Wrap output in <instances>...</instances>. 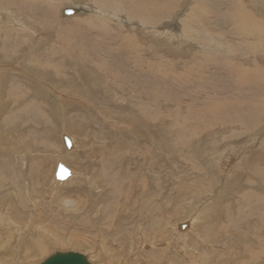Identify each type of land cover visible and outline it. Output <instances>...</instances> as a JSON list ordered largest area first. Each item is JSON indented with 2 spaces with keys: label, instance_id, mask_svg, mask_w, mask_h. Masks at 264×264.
<instances>
[{
  "label": "rangeland",
  "instance_id": "374dc122",
  "mask_svg": "<svg viewBox=\"0 0 264 264\" xmlns=\"http://www.w3.org/2000/svg\"><path fill=\"white\" fill-rule=\"evenodd\" d=\"M263 25L264 0H0V215L65 238L1 226L0 264H264Z\"/></svg>",
  "mask_w": 264,
  "mask_h": 264
},
{
  "label": "bare ground",
  "instance_id": "6f19581e",
  "mask_svg": "<svg viewBox=\"0 0 264 264\" xmlns=\"http://www.w3.org/2000/svg\"><path fill=\"white\" fill-rule=\"evenodd\" d=\"M169 2V1H168ZM243 15V14H242ZM243 23H245V22H243ZM248 23V22H247ZM179 26V25H178ZM244 26H246V23H245V25ZM264 26V25H263ZM12 27V26H11ZM261 28V27H260ZM255 30V29H254ZM264 30V29H263ZM258 31V30H257ZM249 32V31H248ZM258 32H260V31H258ZM253 33V32H252ZM262 33V32H261ZM264 33V32H263ZM255 34V33H254ZM248 44V43H247ZM246 44V45H247ZM31 45V44H30ZM252 45V44H251ZM182 46V45H181ZM249 46V45H248ZM252 51V50H251ZM28 52V51H27ZM7 56V55H6ZM5 56V57H6ZM8 62V61H7ZM30 65V64H29ZM81 81V80H80ZM75 84V83H74ZM100 84V83H99ZM20 85V84H19ZM73 85V84H72ZM50 86V85H49ZM63 86V85H62ZM74 86V85H73ZM76 86V85H75ZM69 87V86H68ZM82 88V87H81ZM80 87H74L73 89H71L72 90V95L74 96V98H76L77 100H80V101H82V102H89V101H91V102H93L91 99L90 100H88V98L90 97H88L87 95H85V94H83L80 90ZM69 90H70V88H69ZM71 94V93H70ZM106 94V93H105ZM82 96V97H81ZM59 97H60V99H63L64 97L62 96H60L59 95ZM69 98H70V96H68ZM79 98H81V99H79ZM93 99V98H92ZM12 100V99H11ZM90 102V103H91ZM94 103V102H93ZM97 107H98V109H99V106L97 105V104H95ZM86 109V108H85ZM100 109H101V107H100ZM108 109V108H107ZM104 113V112H103ZM84 117H86L85 115H84ZM97 117V116H96ZM81 119V118H80ZM90 119V118H89ZM82 120V119H81ZM76 121V120H75ZM83 121V120H82ZM76 123V122H75ZM92 124V123H91ZM115 124H116V122H115ZM88 126V125H87ZM91 126V125H90ZM73 136V135H72ZM65 137V136H64ZM67 138L70 140V142H71V147L70 148H67L68 150H70V149H72V147H74V141H73V139H75V138H71L70 136H67ZM8 139V138H7ZM7 141V140H6ZM79 142V141H78ZM169 148V147H168ZM223 149V148H222ZM75 151V150H74ZM73 152V151H72ZM72 152H70V153H67L68 154V156L70 155L71 156V154H72ZM231 152H232V155H233V157L236 155L235 154V151H233V150H231ZM250 152V151H249ZM67 156V157H68ZM241 156V155H240ZM244 156V155H243ZM243 156H241V157H243ZM243 161V160H242ZM234 163H236V162H234ZM233 163V164H234ZM62 164V163H61ZM63 165V164H62ZM237 165V163L234 165V166H236ZM65 166V165H64ZM57 167H58V165H57ZM66 167V166H65ZM67 168V167H66ZM69 171H70V177L66 180V181H62V182H59L58 184H66L67 182H70V180L72 179V176H74V174H73V172L69 169V168H67ZM227 169V168H226ZM232 170V169H231ZM110 171V170H109ZM227 172V171H226ZM228 173V172H227ZM237 172H235V171H231V173H230V176H233L234 174H236ZM105 174V173H104ZM56 175V174H55ZM54 175V176H55ZM116 175V174H115ZM20 176H21V174H20ZM229 176V177H230ZM239 176V175H238ZM104 177V176H103ZM110 177V176H109ZM227 178V177H226ZM19 179V178H18ZM116 179V178H115ZM54 180H56V177L54 178ZM114 180V179H113ZM55 182V181H54ZM58 182V181H57ZM57 182H55V183H57ZM65 182V183H64ZM112 182H114V181H112ZM196 182V181H195ZM114 184V183H113ZM14 185H16V184H14ZM112 185V184H111ZM201 185V184H200ZM226 184H224V186H225ZM203 186H208V185H203ZM197 187V186H196ZM201 188V187H200ZM209 188V187H208ZM19 189V188H18ZM209 189H211V188H209ZM204 190L206 191V189L204 188ZM193 191V190H192ZM199 191H201V190H199ZM205 191H204V193H205ZM201 192H203V191H201ZM200 193V192H199ZM202 195V194H201ZM16 196V195H15ZM7 197V198H6ZM5 198H6V200H9V201H12L11 200V197H12V195H11V193H9L8 194V196H6ZM16 197H18V196H16ZM15 197V198H16ZM13 198V197H12ZM208 198H209V196H208ZM207 198V199H208ZM206 201V200H205ZM4 207H6V206H4ZM5 209V208H4ZM11 208H9V204H8V208L6 209V210H4V212H2L1 213V215H0V227L1 226H5L6 227V229H7V231H6V235H7V233H8V236L10 237L9 239L11 240L12 239V237L13 238H17V243L19 242V238H22V235H24L26 232H25V228H29V231L30 232H33V233H38V234H36L37 236H36V238H32L31 240L32 241H29V243H31V245H33L34 247H36L35 249H37V251L36 252H40V251H42V250H44V252H46V250L48 249H46V246H45V244H43L44 242H43V239L45 238V241L47 240V243L48 244H52L53 242H54V240L56 241H58V239H59V241L58 242H61V241H65V238H62V236H58V234L55 232V230H52V229H50V228H52V227H50L49 225H47V224H45L43 221H35V218L38 216H36L35 218L34 217H30V219H29V221H27V223L26 224H21V223H19L17 220H15L14 218H15V215H12L11 214ZM112 211V210H111ZM111 213V212H110ZM20 214V213H19ZM111 214H113V212L111 213ZM33 215H35V214H33ZM111 218H112V216H111ZM36 219H38V218H36ZM191 224V223H190ZM193 224V223H192ZM191 224V225H192ZM192 227H194V225H192ZM188 233V232H187ZM2 234H4V233H2ZM45 234V235H44ZM141 236V235H140ZM48 237H50V238H48ZM83 237V236H82ZM156 237V236H155ZM170 237V236H169ZM2 238V237H1ZM41 238V239H40ZM62 238V240H60ZM208 238V237H207ZM222 239V238H221ZM22 240H24V242L26 241V239H22ZM70 240L71 239H69V242H70ZM224 240V239H223ZM73 241H74V239H73ZM100 241V240H99ZM101 241H102V239H101ZM151 241V240H150ZM103 242V241H102ZM224 242V241H223ZM214 243V242H213ZM3 244H5V243H2V241L0 242V250L2 251V250H4V249H6V247H4V245ZM74 244H75V242H74ZM170 244V243H169ZM153 245V244H152ZM210 245V244H209ZM49 246V245H48ZM78 246V245H77ZM102 246V245H101ZM155 246V245H154ZM173 246V245H172ZM152 249H154V248H152ZM157 249V248H156ZM22 250L24 251V249L22 248ZM39 250V251H38ZM26 251V250H25ZM49 251V250H48ZM177 252V251H176ZM204 252V251H203ZM209 253V252H208ZM37 254V253H36ZM42 255V254H41ZM207 255V254H206ZM86 256V255H85ZM188 256V255H187ZM87 257V259H88V262L90 263V264H93L92 263V261H91V259H89V256H86ZM157 257V256H156ZM204 257V256H203ZM23 258H24V263H22V264H39L40 262L39 261H41L39 258V260H31L30 258H29V256L28 255H24L23 256ZM154 259V258H153ZM1 261H3V259H1L0 260V262ZM193 262V261H192ZM18 263V262H17ZM193 264H198L197 262H193Z\"/></svg>",
  "mask_w": 264,
  "mask_h": 264
},
{
  "label": "water",
  "instance_id": "95a60500",
  "mask_svg": "<svg viewBox=\"0 0 264 264\" xmlns=\"http://www.w3.org/2000/svg\"><path fill=\"white\" fill-rule=\"evenodd\" d=\"M73 14L72 10L64 11L65 16H71ZM64 143L67 148L71 147V142L67 137H64ZM57 181H66L70 177V171L61 163L58 164L56 171ZM42 264H90L85 255L76 252H66V253H56Z\"/></svg>",
  "mask_w": 264,
  "mask_h": 264
}]
</instances>
